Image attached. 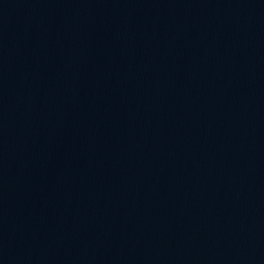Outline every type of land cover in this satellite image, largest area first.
Here are the masks:
<instances>
[{"label":"water","instance_id":"95a60500","mask_svg":"<svg viewBox=\"0 0 264 264\" xmlns=\"http://www.w3.org/2000/svg\"><path fill=\"white\" fill-rule=\"evenodd\" d=\"M0 264H264V0H0Z\"/></svg>","mask_w":264,"mask_h":264}]
</instances>
